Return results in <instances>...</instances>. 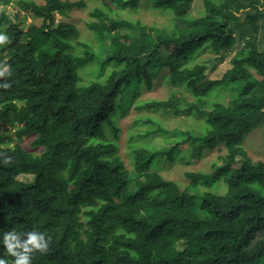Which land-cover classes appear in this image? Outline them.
I'll return each instance as SVG.
<instances>
[{
	"label": "trees",
	"instance_id": "1",
	"mask_svg": "<svg viewBox=\"0 0 264 264\" xmlns=\"http://www.w3.org/2000/svg\"><path fill=\"white\" fill-rule=\"evenodd\" d=\"M11 1L43 21L32 22L17 45H0V66L10 72L0 76L9 83L0 87V235L45 232L48 250L34 252L32 264H264V162L241 145L245 126L264 122L261 0H204L206 11L195 18L189 11L196 0H95L102 6L90 12L91 41L82 40L72 23L47 21L49 7L66 16L86 7L84 0H0V6ZM142 7L172 13L174 26L117 13ZM248 7L257 12L247 15L250 29L238 21ZM12 25L0 8V31ZM236 32L243 47L221 78H210L208 62L226 59L234 43H222ZM169 42L173 57L164 49ZM85 71L94 74L88 84ZM159 78L184 86L195 100L135 102ZM228 86L233 100L213 102L214 93ZM132 104L193 116L205 128L197 134L191 128L167 131L161 119L143 116L157 126L139 136L164 130L172 144L157 150L142 143L133 148L128 168L118 155V117ZM185 143L192 155L219 145L227 152L211 172L188 171L189 183L181 187L152 166L160 157L174 160ZM123 184L120 201L114 192ZM0 256L13 264L2 244Z\"/></svg>",
	"mask_w": 264,
	"mask_h": 264
},
{
	"label": "rangeland",
	"instance_id": "2",
	"mask_svg": "<svg viewBox=\"0 0 264 264\" xmlns=\"http://www.w3.org/2000/svg\"><path fill=\"white\" fill-rule=\"evenodd\" d=\"M81 1V0H73ZM86 7L74 8L66 16L61 15L58 7H49L47 9L48 18L47 21L50 24H58L59 22L72 23L76 25L81 33V39H93V33L87 28V22L90 20V12L94 8L102 6V3L95 0H84ZM243 2H250L252 0H242ZM4 6V7H3ZM0 8H4L6 13L12 19V27L6 29V33L10 37L7 45L15 46L20 42V38L23 35L27 27L35 22L40 25L43 21V18L36 17L31 14L27 9H20L11 1L8 5H1ZM115 10V9H114ZM116 11V10H115ZM206 9L204 6V0H196L192 5L189 11V17H199L205 13ZM260 12L263 14L259 22V32L257 33V45L260 50L264 49V0L260 2ZM115 12H110L114 14ZM120 13L125 18L132 19L133 21L140 20L149 25H158V26H174L176 18L172 13L158 11L151 8L142 7L138 11L124 10ZM256 10L251 9L250 7L245 8L240 11L238 15V21L241 24L242 28L250 29L251 25L247 21L248 14H255ZM237 30V25H236ZM231 42L234 43V46L230 48ZM244 41L239 40L238 32L233 33L222 43V48H230V53L227 55L226 59L219 61L218 59L214 62H208L210 69L208 70V76L210 78H221L224 72L231 67L230 59L235 54V52L242 48ZM165 51L170 55L174 56L176 48L172 42L166 43L164 47ZM214 53H210V56L213 57ZM216 63V67L213 65ZM83 83L88 84L91 80L94 79V74L88 71L83 72ZM166 78H159L155 82V87L152 90H143L135 102L139 100H155V99H168L173 96L180 97L182 105L192 102L195 100V97L184 87H173L167 81ZM216 97L213 98V102L221 101L224 103H229L230 100H233L235 94L232 91L230 86L226 87L221 92L217 91L214 93ZM204 108L209 109L206 105ZM143 114V115H142ZM141 115V116H139ZM150 115L154 119H161V124L163 128H166L167 131H171L174 128H180L182 130H187V128L193 129L197 134L199 129H204L205 126H200L204 122L202 119H196L193 116H175L172 113L163 112V111H144L137 110L135 104H132L126 112L118 117V124L121 127V132L117 143L119 145L118 155L121 157L123 162L128 168H131V152L133 148H139L142 146V143H147L146 145L152 146L154 149L163 150L164 148L169 147L171 142V137L167 136L166 132L156 131L154 134L143 138L139 136V133H142L148 127H156V125L148 124L143 116ZM152 118V119H153ZM140 119V120H138ZM150 121V120H149ZM133 136V137H132ZM134 138V139H132ZM182 138V137H181ZM23 145L30 148V138H24L22 141ZM245 150L249 153V156L254 161L261 160L264 162V122L260 125H254L249 123L245 126V135L241 144ZM191 144L185 143L180 145V150L175 153L174 160H169L166 157H160L162 159L161 163H155L152 168L158 170L165 178L173 179L177 181L181 187H185L189 183V179L186 175L188 171L195 172H211L214 167V163H219V158L222 155H226V149L224 145L216 146L213 149L204 147L200 154L192 155ZM232 158V156H229ZM241 164V161L234 165L238 168ZM23 180H32V175H22L20 176ZM125 184L120 185L114 192V197L117 200L122 199L124 193ZM215 188V187H214ZM226 186H219L218 191L224 192Z\"/></svg>",
	"mask_w": 264,
	"mask_h": 264
},
{
	"label": "clouds",
	"instance_id": "3",
	"mask_svg": "<svg viewBox=\"0 0 264 264\" xmlns=\"http://www.w3.org/2000/svg\"><path fill=\"white\" fill-rule=\"evenodd\" d=\"M9 40L8 34L0 31V45L7 44ZM8 68L7 65L0 66V76L10 75ZM0 87L8 88L9 83L0 81ZM3 162L7 163V158ZM49 242L50 237L45 232L35 229L26 232L13 229L0 235V244L5 254L13 258V264H32V254L46 252ZM0 264H7L3 256H0Z\"/></svg>",
	"mask_w": 264,
	"mask_h": 264
}]
</instances>
